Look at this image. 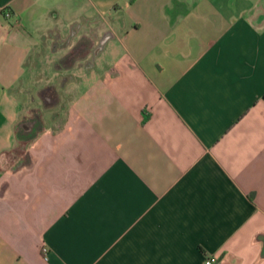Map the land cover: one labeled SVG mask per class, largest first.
Returning <instances> with one entry per match:
<instances>
[{
	"label": "crops",
	"instance_id": "1",
	"mask_svg": "<svg viewBox=\"0 0 264 264\" xmlns=\"http://www.w3.org/2000/svg\"><path fill=\"white\" fill-rule=\"evenodd\" d=\"M253 3L0 0V264H264Z\"/></svg>",
	"mask_w": 264,
	"mask_h": 264
},
{
	"label": "rangeland",
	"instance_id": "2",
	"mask_svg": "<svg viewBox=\"0 0 264 264\" xmlns=\"http://www.w3.org/2000/svg\"><path fill=\"white\" fill-rule=\"evenodd\" d=\"M250 16L254 22L264 23V0H255Z\"/></svg>",
	"mask_w": 264,
	"mask_h": 264
},
{
	"label": "built area",
	"instance_id": "3",
	"mask_svg": "<svg viewBox=\"0 0 264 264\" xmlns=\"http://www.w3.org/2000/svg\"><path fill=\"white\" fill-rule=\"evenodd\" d=\"M9 13L8 12H4V16L8 17ZM48 249L46 247V245L41 244L40 246V253L43 259H46V255H47ZM215 262V257L214 256H206L203 259L202 264H213Z\"/></svg>",
	"mask_w": 264,
	"mask_h": 264
},
{
	"label": "trees",
	"instance_id": "4",
	"mask_svg": "<svg viewBox=\"0 0 264 264\" xmlns=\"http://www.w3.org/2000/svg\"><path fill=\"white\" fill-rule=\"evenodd\" d=\"M132 0H129V2H131Z\"/></svg>",
	"mask_w": 264,
	"mask_h": 264
}]
</instances>
